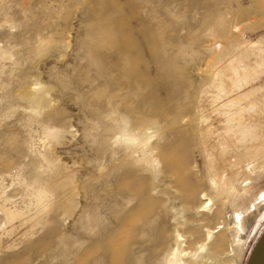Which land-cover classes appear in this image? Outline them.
Wrapping results in <instances>:
<instances>
[{
	"label": "rangeland",
	"instance_id": "1",
	"mask_svg": "<svg viewBox=\"0 0 264 264\" xmlns=\"http://www.w3.org/2000/svg\"><path fill=\"white\" fill-rule=\"evenodd\" d=\"M244 40H264V0H0V264H161L176 248V230L180 249L192 253L213 231L207 264H247L264 234V195L241 244L235 213L264 193V173L251 182L240 176L231 199L217 197L206 152L220 162L216 73ZM257 70L241 92L255 90L264 111V66ZM29 88L42 89L41 108L23 97ZM121 117L159 126L152 142L159 179L113 157ZM49 149L56 166L46 160ZM38 189L47 198L40 208ZM127 190L131 212L116 199ZM175 203L186 225L174 221ZM2 206L25 218L7 225Z\"/></svg>",
	"mask_w": 264,
	"mask_h": 264
},
{
	"label": "bare ground",
	"instance_id": "2",
	"mask_svg": "<svg viewBox=\"0 0 264 264\" xmlns=\"http://www.w3.org/2000/svg\"><path fill=\"white\" fill-rule=\"evenodd\" d=\"M232 29H237V25L232 27ZM228 30L229 29H227V32ZM228 34L230 35V32ZM238 43L239 44L236 45V50L235 48L233 49L236 53L233 52L234 54L230 55L232 52H229L230 56H222L223 58H225V60H227V66L225 65V69L222 68V70H219L216 73V75L220 77L218 78L220 79V82L216 84V81L214 79L217 76L213 78V81L216 84V95L214 96L212 105L214 110L219 112L221 116H223V124L225 125L223 131L224 136L222 134L220 135L221 132L219 134L216 133L218 135L219 147L217 145L213 147V149H216V147L220 149V162L217 163V156H215L214 151H206L208 153V159L211 163L210 167L208 168V184L211 189H213L217 197L223 198V196H227L230 197V199L235 188V183L240 176L244 175V180H246L247 182H251L253 177L260 176L264 173V135L261 132V117L258 114L260 113L262 115L264 114V111L261 107L262 104L260 105L258 100L254 98V95L257 94L255 93V90L252 89L250 92L244 94H242L241 92L243 87L251 84L255 80V76L258 72L257 69L260 67L263 68L264 66V40L250 42L244 40V42ZM219 49L220 46L217 43L214 46L208 47V50H210L212 55L218 54ZM4 57L5 54L2 52V49H0V61L3 60ZM223 79H227V81H230L229 83V81L227 82L225 80L227 83H229V87L225 84V81ZM35 85L40 87V84ZM26 92L23 97L32 106H35L37 108H41L43 106L42 104L46 101V96L41 88L38 90L29 88L28 91L26 89ZM148 121L141 120L139 123L132 125L128 118L121 117L116 125L112 127V130L114 131L113 137H115L114 140H112V143L116 148H113L111 153L114 158L117 153L121 154V160L141 166L142 170H146L152 173L153 180H157L159 179L157 178L158 174H160L158 170L159 164L156 161L157 159L155 160V156L152 158L154 151L156 152L157 144L153 145L154 143L152 142L155 138L159 137L160 128L156 123ZM200 122L202 124H205V126H208V123L204 118H202ZM207 132H209L210 134L214 133L212 127L207 128ZM50 135L58 141L59 135L57 133L52 132L50 133ZM52 150H48L46 160L50 165L56 166V157L54 156ZM103 167L104 165H102V168ZM228 170H232V174H229ZM74 182H76V180H74ZM247 187L248 185H246V188ZM84 189L87 190L85 187ZM77 191L78 190H76V192ZM250 192L251 191H247L244 196L249 195ZM263 195L264 193L261 192L260 194L255 196L247 209H243L239 206L240 208H238V210L236 211L235 224L237 228L233 234L235 243L241 244L244 241V233L248 229H250V226L253 223V217L257 214V210L262 203L261 199L263 198ZM117 196H119L116 198L118 199L117 204H121L127 209L129 208L130 212L134 210V207L131 206L133 200L130 194V190H127L125 194L123 193ZM205 196L206 194H203L202 198H205ZM244 196L242 195L241 198ZM35 197L37 207L45 204V201L47 199L46 192H44L42 189H38L35 192ZM92 197L95 196L92 195ZM96 200L98 202V199ZM233 200L235 201V199H232V201ZM173 201L179 202L177 197ZM173 201H171V203ZM210 202V199H207L204 202H200L201 204L197 208L193 209V211L198 212L201 209L207 208L210 205ZM96 203L93 204L96 205ZM97 209H100V206ZM189 209L191 210L192 208ZM2 210L5 215V222L9 226L13 227L16 221H22L25 218V214L22 210H10L3 206ZM170 210L175 214L173 219L176 222L177 226L186 225L187 221L185 219L180 220V216L178 215L180 212H184V208L182 207V205H177L175 203L172 205ZM85 211L83 212V214L85 213L84 217H86L88 223V227L86 226L87 228H85L87 230L88 236H90L92 234V220L89 213ZM101 214L102 213H100V215ZM96 216H94V218ZM255 220L256 219L254 218V221ZM128 221L129 219L127 220V222ZM97 225L94 224V226ZM176 228L178 229V227ZM178 232V230H176L175 232L176 248L170 250V252L168 251L169 253H167V255L160 262L161 264H207L209 261H212V259H214V253L207 251V245L208 242L212 239L213 231L208 230L206 232L207 234L205 242L200 243L194 253L185 252L183 249H180V242H182L183 236ZM89 239L90 238H88V240ZM199 259L201 260L200 262ZM234 262L235 259L230 258L226 263L232 264Z\"/></svg>",
	"mask_w": 264,
	"mask_h": 264
},
{
	"label": "water",
	"instance_id": "3",
	"mask_svg": "<svg viewBox=\"0 0 264 264\" xmlns=\"http://www.w3.org/2000/svg\"><path fill=\"white\" fill-rule=\"evenodd\" d=\"M247 264H264V234L252 250Z\"/></svg>",
	"mask_w": 264,
	"mask_h": 264
}]
</instances>
